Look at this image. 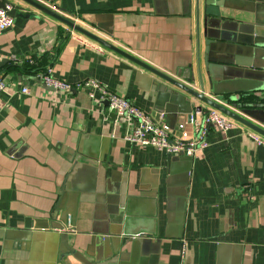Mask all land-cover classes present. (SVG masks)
<instances>
[{"label": "crops", "instance_id": "obj_1", "mask_svg": "<svg viewBox=\"0 0 264 264\" xmlns=\"http://www.w3.org/2000/svg\"><path fill=\"white\" fill-rule=\"evenodd\" d=\"M6 2L34 17L0 34V264H180L182 250L183 264H264V146L253 131L211 129L208 148L193 157L129 144L134 119L111 112L98 93L54 92L39 73L51 68L70 84L94 79L176 138L210 108L197 112L199 102L133 62L94 41L86 47L78 39L89 38L20 0ZM37 2L171 78L197 77L196 0ZM259 4L219 0L206 29L213 57L225 63L218 77L239 99L263 97L247 92L264 74L250 46Z\"/></svg>", "mask_w": 264, "mask_h": 264}, {"label": "water", "instance_id": "obj_2", "mask_svg": "<svg viewBox=\"0 0 264 264\" xmlns=\"http://www.w3.org/2000/svg\"><path fill=\"white\" fill-rule=\"evenodd\" d=\"M0 1H1L0 9L3 10L6 9L7 5L13 8L11 11H9V15L13 19L34 17L32 13L31 14L26 13L24 11V8L22 7L16 6L10 2H6V0H0ZM20 1L36 9L42 14H45L57 20L58 22L67 26L68 28L84 35L90 40L102 45L108 50H111L119 54L120 56L126 58L127 60L133 62L139 67L145 69L146 71L152 73L161 80L177 88L186 95L192 97L195 101L201 104L200 107L197 108V112H202L203 110L202 105L207 106L209 108L219 111L226 117L234 120L240 125L264 137V74L262 75L263 77L249 79V80H253L256 86L251 88V90L249 88L247 92L256 91L259 92L260 94H263V97L251 95L254 96V100H244V98L241 99L236 98L227 90V86L229 85L227 84L228 81L222 79V76H220V78L218 77L220 71L223 73L225 69V63H222L213 57V53L210 51V45L212 43V40L207 39L208 37H207L206 29L209 22V18H214V17L217 18L220 16V12H219L220 7L218 5L219 0H196V5H197L196 18H197V26H198L197 33H198V44H199L198 57H197L198 59L197 77L195 79L194 75L192 76V72H191L190 74H187L183 77L182 82L174 78H171L170 76L152 68L151 66L134 58L133 56L126 54L122 50L116 48L115 46H113L103 38H100L99 36L95 35L94 33L80 26L76 22L68 18H65L64 16L59 14L60 11L59 8L57 7H54L53 9L48 8L37 2V0H20ZM259 2H260L259 5H261L259 7V12H262L261 14L263 15V18H261V20L259 18V21L257 22V26L254 27L252 34L253 39L250 46L254 50V55H255L254 59L256 60L257 64H259L258 69L264 72V0H259ZM202 4H203L202 12L204 15L203 17H204V28H205L204 36L206 37L204 57L200 49V17H201L200 10L202 9ZM252 61L254 62L253 58L251 59V62ZM6 62L7 61L0 62V69L6 65ZM247 66L248 68L258 67V66H254L253 63ZM204 73L206 74V78L204 76ZM194 85H196V88L192 87ZM214 96L222 97L225 102L232 105V108L226 104H223L215 100ZM206 114L207 113L205 112L204 115ZM121 203H122L121 201H118V218L116 221L118 224L121 223V219L124 217V211H123L124 207L123 204ZM61 217L62 214L58 212L56 220L62 222ZM66 220H67L66 223L70 225L67 226V228L71 227V218L67 219L65 217L64 221ZM138 239L139 238H137V236H133V240H132L133 244H135ZM109 264H118V263L117 261L110 259Z\"/></svg>", "mask_w": 264, "mask_h": 264}, {"label": "built area", "instance_id": "obj_3", "mask_svg": "<svg viewBox=\"0 0 264 264\" xmlns=\"http://www.w3.org/2000/svg\"><path fill=\"white\" fill-rule=\"evenodd\" d=\"M51 8L53 9L54 7ZM12 9L9 5L4 10L0 9V34L9 30L14 25L15 19L9 15V11ZM74 21L77 23L78 20L75 19ZM72 34L73 36H78L73 30ZM78 42L90 48L96 45L93 41L86 38L78 39ZM1 59L0 56V61ZM29 63L33 64L32 61H29ZM38 77L44 86L57 93L87 90L92 93L91 97H94V94L98 93L100 99L108 103L111 112L118 117H127L135 120L134 126L131 127L125 136L126 142L141 147H153L170 156L193 157L208 148L207 138L211 129L227 133L238 125L234 120L210 108L206 115L203 116L201 113H198L196 118H191L192 131L190 133L183 130L182 135L176 138L167 124L156 123L148 114L129 100L114 94L94 79L70 84L54 77L51 68L40 72ZM6 87L4 78L0 76V93L4 92ZM23 92L27 93V89H24ZM1 109L0 107V113ZM180 127L184 129V125ZM251 136L258 145L264 146V137L255 132H251ZM184 257L185 252L182 250L180 264H183Z\"/></svg>", "mask_w": 264, "mask_h": 264}, {"label": "trees", "instance_id": "obj_4", "mask_svg": "<svg viewBox=\"0 0 264 264\" xmlns=\"http://www.w3.org/2000/svg\"><path fill=\"white\" fill-rule=\"evenodd\" d=\"M244 100H254V96H251V97H245Z\"/></svg>", "mask_w": 264, "mask_h": 264}]
</instances>
